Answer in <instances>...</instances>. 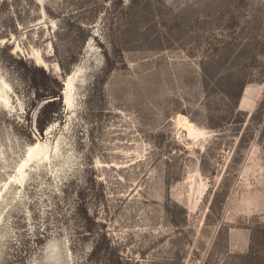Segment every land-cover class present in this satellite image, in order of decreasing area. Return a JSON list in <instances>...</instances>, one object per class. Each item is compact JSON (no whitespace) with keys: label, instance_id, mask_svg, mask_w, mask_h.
Returning <instances> with one entry per match:
<instances>
[{"label":"rangeland","instance_id":"rangeland-1","mask_svg":"<svg viewBox=\"0 0 264 264\" xmlns=\"http://www.w3.org/2000/svg\"><path fill=\"white\" fill-rule=\"evenodd\" d=\"M0 264H264V0H0Z\"/></svg>","mask_w":264,"mask_h":264},{"label":"trees","instance_id":"trees-1","mask_svg":"<svg viewBox=\"0 0 264 264\" xmlns=\"http://www.w3.org/2000/svg\"><path fill=\"white\" fill-rule=\"evenodd\" d=\"M39 99L49 100L39 111L37 118V128L41 134L53 121L57 120L62 114L60 102L61 96L56 92L50 91L48 94L39 95Z\"/></svg>","mask_w":264,"mask_h":264},{"label":"bare ground","instance_id":"bare-ground-1","mask_svg":"<svg viewBox=\"0 0 264 264\" xmlns=\"http://www.w3.org/2000/svg\"><path fill=\"white\" fill-rule=\"evenodd\" d=\"M72 76H69L68 79L65 81V107L71 109V103H70V84H71ZM39 148V145H34L30 147V150L28 151V157L32 159L35 155V150Z\"/></svg>","mask_w":264,"mask_h":264}]
</instances>
